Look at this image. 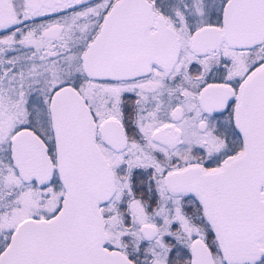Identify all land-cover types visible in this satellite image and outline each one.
I'll return each mask as SVG.
<instances>
[{
	"label": "snow or ice",
	"instance_id": "6c2138e0",
	"mask_svg": "<svg viewBox=\"0 0 264 264\" xmlns=\"http://www.w3.org/2000/svg\"><path fill=\"white\" fill-rule=\"evenodd\" d=\"M0 264H264V0H0Z\"/></svg>",
	"mask_w": 264,
	"mask_h": 264
}]
</instances>
